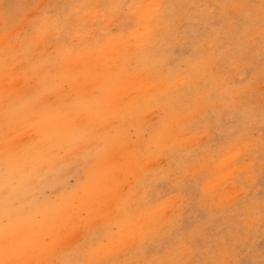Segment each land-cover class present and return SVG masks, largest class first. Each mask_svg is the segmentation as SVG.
Masks as SVG:
<instances>
[{"label": "rangeland", "instance_id": "rangeland-1", "mask_svg": "<svg viewBox=\"0 0 264 264\" xmlns=\"http://www.w3.org/2000/svg\"><path fill=\"white\" fill-rule=\"evenodd\" d=\"M0 264H264V0H0Z\"/></svg>", "mask_w": 264, "mask_h": 264}]
</instances>
